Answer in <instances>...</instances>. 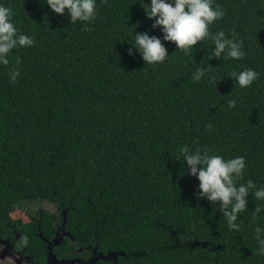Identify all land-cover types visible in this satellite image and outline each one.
Segmentation results:
<instances>
[{
  "label": "trees",
  "instance_id": "16d2710c",
  "mask_svg": "<svg viewBox=\"0 0 264 264\" xmlns=\"http://www.w3.org/2000/svg\"><path fill=\"white\" fill-rule=\"evenodd\" d=\"M0 3L35 41L0 65V210L54 201L75 208V230L91 226L100 241L107 230L115 242L125 233L143 248L169 223V239L175 232L202 243L169 247V264H264L250 224L260 201L250 197L240 230H229L175 160L184 143L242 155L240 182L264 185V0H213L224 15L209 31L242 41L239 60L207 63L209 36L188 55L162 41L169 56L154 65L128 54L134 29L162 38L139 0H96V18L74 24L67 10L57 14L41 0ZM197 67L208 73L194 81ZM245 68L259 75L242 88L230 73Z\"/></svg>",
  "mask_w": 264,
  "mask_h": 264
},
{
  "label": "clouds",
  "instance_id": "9594fccd",
  "mask_svg": "<svg viewBox=\"0 0 264 264\" xmlns=\"http://www.w3.org/2000/svg\"><path fill=\"white\" fill-rule=\"evenodd\" d=\"M147 17L153 20L152 28H159L162 38L149 34L147 31H135L131 34L132 47L128 54L138 52L146 64L162 63L169 56L167 47L162 41L173 42L176 50L188 55L198 42L206 37L211 38L212 48L205 55L207 63L212 58H232L239 60L244 56L242 41L226 36L223 30L210 33L209 26L223 17V10L213 0H139ZM57 14L67 10L70 21L90 22L96 18V0H41ZM13 11L0 3V65H8L13 49L31 47L34 39L16 27L13 22ZM20 57H16V64ZM210 65V64H209ZM208 73L207 67H197L192 73V79L199 81ZM19 68L13 66L9 76L16 80ZM259 73L252 68L232 71L230 77L240 87H247L258 77ZM236 104L228 101L229 107ZM209 129L212 125L207 126ZM175 160L180 161L183 171L198 180L199 191L194 193L197 199H206L215 212L222 213L227 228L239 231L243 214L248 209L249 198L260 201L252 210L250 224L255 239L257 255L264 256V185L257 186L252 180L240 182L245 174V157L242 155L225 157L214 154L208 149H201L184 143L177 149ZM27 237H20L19 244H27Z\"/></svg>",
  "mask_w": 264,
  "mask_h": 264
},
{
  "label": "flooded vegetation",
  "instance_id": "af4514ba",
  "mask_svg": "<svg viewBox=\"0 0 264 264\" xmlns=\"http://www.w3.org/2000/svg\"><path fill=\"white\" fill-rule=\"evenodd\" d=\"M49 203L52 208L46 207ZM9 208L0 210V264H169V247L202 245L175 232L169 239V223L162 224L168 233L147 241L149 247H141L138 240L128 242L125 233L115 242L107 230L100 241L91 226L85 233L75 230L74 207L46 199L22 200ZM22 236L27 237L25 245L19 244Z\"/></svg>",
  "mask_w": 264,
  "mask_h": 264
},
{
  "label": "rangeland",
  "instance_id": "374dc122",
  "mask_svg": "<svg viewBox=\"0 0 264 264\" xmlns=\"http://www.w3.org/2000/svg\"><path fill=\"white\" fill-rule=\"evenodd\" d=\"M45 205H46V207L52 208V206L50 205V203L49 204H45Z\"/></svg>",
  "mask_w": 264,
  "mask_h": 264
},
{
  "label": "water",
  "instance_id": "95a60500",
  "mask_svg": "<svg viewBox=\"0 0 264 264\" xmlns=\"http://www.w3.org/2000/svg\"><path fill=\"white\" fill-rule=\"evenodd\" d=\"M198 242V241H197ZM208 243V241H206L205 243H204V246H206V244Z\"/></svg>",
  "mask_w": 264,
  "mask_h": 264
}]
</instances>
